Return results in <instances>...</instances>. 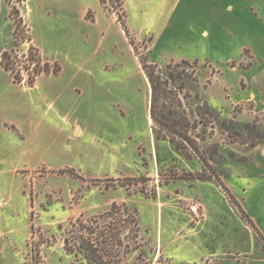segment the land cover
I'll list each match as a JSON object with an SVG mask.
<instances>
[{
	"label": "rangeland",
	"instance_id": "1",
	"mask_svg": "<svg viewBox=\"0 0 264 264\" xmlns=\"http://www.w3.org/2000/svg\"><path fill=\"white\" fill-rule=\"evenodd\" d=\"M104 1L107 7L100 0L0 2V188L23 211L25 179L33 207L22 264H72L63 240L70 221L99 216L113 203L136 211L147 264H264V140L252 146L249 129L222 124L255 122L264 131V112L247 99L254 91L264 107V0ZM20 3L27 21L19 10L15 36L10 7ZM35 40L58 58L49 62L60 67L57 74L36 78ZM13 49L16 79H39L31 91L11 83L12 73L1 66L2 53ZM142 59L156 63L164 79L172 72L171 86L185 96L190 118L208 122L191 135L217 179H189L210 173L200 155L188 150V158L168 140H156ZM2 98L12 102L11 118L21 119L19 107L35 108L34 129L27 123L20 145L19 135L4 127L9 107ZM50 102L55 108L46 116ZM204 102L217 118L196 114ZM64 116L80 121L84 135L72 137ZM24 148L44 164L18 177L13 166ZM193 203L202 205V215L192 214Z\"/></svg>",
	"mask_w": 264,
	"mask_h": 264
},
{
	"label": "trees",
	"instance_id": "2",
	"mask_svg": "<svg viewBox=\"0 0 264 264\" xmlns=\"http://www.w3.org/2000/svg\"><path fill=\"white\" fill-rule=\"evenodd\" d=\"M119 1L123 3V0ZM100 3L104 7H107L104 0H100ZM18 13L19 8L16 5H12L10 16L15 21V36L18 34L21 26V21L15 16ZM118 20L122 23L126 32H128L126 24L120 18ZM13 52L14 49L10 52L4 51L1 58L2 68L10 71L12 75L11 56ZM37 52L38 55L36 54ZM30 55L32 63L38 67L42 60V55L38 48L32 46ZM141 64L151 88L149 114L153 122L152 126L156 140H168L175 150L180 151L188 158L192 156L189 152L190 150L200 155L199 157L204 169L210 168L208 169L210 173L208 174L203 171L196 176L190 175L189 179L203 181L213 178L217 179L216 172L211 171L212 167L210 166L209 159L199 154L197 141L191 135L192 131L197 129L200 124L206 126L208 122L205 120H192L190 118L188 110L184 105L183 98L185 96H181L180 90L171 86V82L176 80L172 72L169 73V79H164L156 63H150L142 59ZM44 65L45 67L42 70L35 67L34 73L36 74V78L42 73L52 72L57 74L60 71V67L52 69L48 61ZM13 77L14 82L21 83V79H16L15 75ZM36 80L30 79L28 85L33 86ZM181 87L182 85L179 86V88ZM195 112L198 116L210 114L215 118L218 117L215 109L207 102L198 104ZM222 124L224 126L231 125L233 129L241 126L249 129L252 133L251 136L254 137L252 138V146L264 140V131H257L255 122L240 125L234 119H224ZM231 156L235 159V153H231ZM236 160L244 161L245 159L241 157ZM73 170V168L62 169L63 172H73ZM242 213L245 217H248L244 213V210H242ZM249 222L251 223L250 219ZM70 224L71 228L63 240L64 249L74 257L72 264H147L144 256L145 251L143 250L144 244L141 239L139 218L136 211L130 210L128 206L113 203L109 211L99 216L85 218L81 214L75 220L70 221ZM260 234L264 246V234L262 232ZM132 256L135 257L130 259ZM149 262L151 263V260Z\"/></svg>",
	"mask_w": 264,
	"mask_h": 264
},
{
	"label": "crops",
	"instance_id": "3",
	"mask_svg": "<svg viewBox=\"0 0 264 264\" xmlns=\"http://www.w3.org/2000/svg\"><path fill=\"white\" fill-rule=\"evenodd\" d=\"M141 1H148V0H141ZM169 1L170 0H162L161 3H167ZM125 2L126 0H123L124 5H125ZM23 6H24L23 3H20V5H18V8L21 12L22 17L27 21V12L24 10ZM11 7H10V12H11ZM84 14L86 15V11L84 12ZM34 44H36V46L39 48L42 57L46 59V61L50 63L59 62L57 57L52 56L51 54L48 55L46 48H44L43 46L39 47L36 40L34 41ZM38 81L39 79L36 80L33 86H29V85L26 86L21 83H16L14 82L13 79L11 80V83H13L15 86H18L23 91L28 92V91L33 90L38 85ZM244 83L246 85L245 87H247L248 84L246 83L245 80H244ZM248 98L253 100L254 108L256 111L264 112V107L260 108L258 106V103L256 101V93L254 91H252L249 94L247 99ZM1 103L3 106L5 105L6 107L7 106L9 107L6 110L4 118L2 119L4 120L3 122L5 124L4 125L5 129H7L8 131H13L19 135V138H20V140L18 141L19 145L20 143H24L23 141L27 138L26 125L30 124L29 129L31 128L34 129V125H35L34 119H35V114H36L35 108H32L31 110V107L25 108V109H21L19 107L17 111L18 113H21L22 115L21 119L19 120L17 118L10 117L12 102H11V105H7V101L4 98H2ZM52 108H55V105L53 104V102H50L48 105V108H46L44 111V115L48 116V114L53 110ZM63 118L68 128V132L72 137L79 138L84 135L85 128L80 121L75 120L73 122L69 120V118H67L66 116H64ZM6 124L7 125L11 124V126H7ZM43 130L45 133L49 132V128L46 126L43 127ZM33 153L34 152L30 148H24L22 149V151L18 153L17 155L18 161L16 165L13 166L14 174H16L19 177L21 173L19 170H22V169L32 170L36 168L38 165L44 164L43 162L41 163L38 162L37 164L35 161H33L32 159V157L34 156ZM25 184H26L25 179L21 178L20 191L24 199L23 200L24 201L23 211L21 210L22 209L21 207H18V206L14 207L12 205V197H13L12 195L10 193L9 194L5 193V191L0 188V261H2L3 258H9V261H13L12 263H9V264H22L24 255L26 254L25 253L26 252V241H27V236H28L29 226H30L28 222L29 221L28 220L29 211H30V208H33V207H32V198L30 197L28 193L24 191L26 187ZM8 206H11L13 208L8 209L7 208ZM255 224L257 225L256 222ZM260 231L264 234L262 229H260ZM0 264H6V263L0 262Z\"/></svg>",
	"mask_w": 264,
	"mask_h": 264
},
{
	"label": "built area",
	"instance_id": "4",
	"mask_svg": "<svg viewBox=\"0 0 264 264\" xmlns=\"http://www.w3.org/2000/svg\"><path fill=\"white\" fill-rule=\"evenodd\" d=\"M25 79L26 78H23L21 80V84H24V85L28 84V82L27 83H24L25 82ZM190 207H191L192 214H194L195 216H199V215H202L203 214L202 213L203 212V208H202V205L200 203H193V204H191ZM32 237L33 238L35 237V233H33Z\"/></svg>",
	"mask_w": 264,
	"mask_h": 264
},
{
	"label": "bare ground",
	"instance_id": "5",
	"mask_svg": "<svg viewBox=\"0 0 264 264\" xmlns=\"http://www.w3.org/2000/svg\"><path fill=\"white\" fill-rule=\"evenodd\" d=\"M150 120H151V118H150Z\"/></svg>",
	"mask_w": 264,
	"mask_h": 264
}]
</instances>
